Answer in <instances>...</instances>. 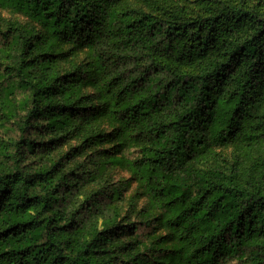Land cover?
I'll list each match as a JSON object with an SVG mask.
<instances>
[{"label": "trees", "instance_id": "trees-1", "mask_svg": "<svg viewBox=\"0 0 264 264\" xmlns=\"http://www.w3.org/2000/svg\"><path fill=\"white\" fill-rule=\"evenodd\" d=\"M122 1L0 0L26 20L0 19V264H264V186L219 151L264 144V16ZM74 140L94 151L70 168L81 153H55ZM115 165L158 219H119ZM156 222L176 249L138 234Z\"/></svg>", "mask_w": 264, "mask_h": 264}, {"label": "rangeland", "instance_id": "rangeland-1", "mask_svg": "<svg viewBox=\"0 0 264 264\" xmlns=\"http://www.w3.org/2000/svg\"><path fill=\"white\" fill-rule=\"evenodd\" d=\"M122 2L129 6H133L147 12H152L162 18L181 20L209 17L218 13L220 9L226 6L256 10L264 16V0H123ZM0 19L7 21H20L21 23L26 21L25 18L17 12L3 8H0ZM84 58H86V54L82 53L78 60H82ZM75 148L81 154L75 158V161L71 162L70 168H74L76 162H83L86 157L94 151L93 148L85 146L82 140H74L70 143L61 145L55 154L60 157ZM109 148V146H105L103 148H99V151L102 154H105L108 152ZM219 151L224 158L230 162L236 161L235 159H238V156H240V175L244 184H247L248 186H264V179H262L261 182V171L264 167L263 163H261L262 161L264 162V144L257 148L255 152H251L249 154H247L245 149L238 153L233 145L228 148L220 149ZM138 152L139 150L136 149L126 150L123 155L135 158L137 157ZM210 164V162H207L201 164L200 166L207 170L210 167ZM105 182L106 185H103L104 182L101 184V186H103L102 191L104 195L109 193L111 185L113 184H118L124 187L125 202L119 209V219L122 220L123 224L128 218L131 219L129 222L137 224H139L140 218H159L161 212L151 207L150 201L139 188L138 182L126 168L120 165L113 166L109 170L105 178ZM97 188L101 187L99 185H90V187L87 188L86 193L89 194L93 190H97ZM133 197L135 198V201L134 203H131L130 200ZM83 200L84 197L81 196L78 199V202L80 203ZM103 202L108 204V201ZM139 212L141 215H138ZM110 213L112 214V211ZM139 227L140 229L138 234L142 235L143 238H145L144 236L150 234V242L156 238L168 237L163 246L172 250L177 248L176 242L169 236V231L166 230L162 224L156 222L149 227L148 225ZM241 263L242 262L240 260H235L231 264Z\"/></svg>", "mask_w": 264, "mask_h": 264}]
</instances>
